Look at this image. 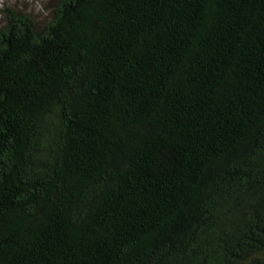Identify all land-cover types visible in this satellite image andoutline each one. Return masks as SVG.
Here are the masks:
<instances>
[{"label":"trees","instance_id":"trees-1","mask_svg":"<svg viewBox=\"0 0 264 264\" xmlns=\"http://www.w3.org/2000/svg\"><path fill=\"white\" fill-rule=\"evenodd\" d=\"M2 15L0 264H264V0Z\"/></svg>","mask_w":264,"mask_h":264},{"label":"rangeland","instance_id":"rangeland-1","mask_svg":"<svg viewBox=\"0 0 264 264\" xmlns=\"http://www.w3.org/2000/svg\"><path fill=\"white\" fill-rule=\"evenodd\" d=\"M57 0H0V25L3 22V11L6 7H16L30 15L40 24L49 21L51 10Z\"/></svg>","mask_w":264,"mask_h":264}]
</instances>
